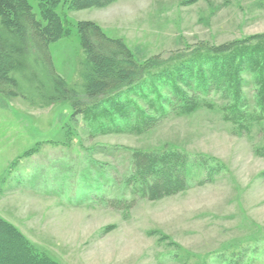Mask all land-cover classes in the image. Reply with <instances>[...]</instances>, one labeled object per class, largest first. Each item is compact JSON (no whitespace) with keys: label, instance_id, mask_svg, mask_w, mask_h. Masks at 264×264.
Listing matches in <instances>:
<instances>
[{"label":"rangeland","instance_id":"obj_1","mask_svg":"<svg viewBox=\"0 0 264 264\" xmlns=\"http://www.w3.org/2000/svg\"><path fill=\"white\" fill-rule=\"evenodd\" d=\"M27 1L39 19L37 3ZM57 13L69 33L48 50L55 72L75 88L83 59L78 22L91 21L121 40L139 63L264 34V0H118L76 12L62 3ZM153 88L167 95V86ZM258 90L247 81L236 113L221 109L234 110L235 102L212 93V108L170 114L139 136L91 135L81 120L68 141L67 105L48 104L40 93L29 92L28 100L0 95V218L58 264H228L236 257L240 264H264V110ZM96 147L121 150L110 158ZM122 149L204 160L212 167L210 179L202 185L191 179L178 196L111 210L100 198L117 192L115 181L128 159Z\"/></svg>","mask_w":264,"mask_h":264},{"label":"trees","instance_id":"obj_2","mask_svg":"<svg viewBox=\"0 0 264 264\" xmlns=\"http://www.w3.org/2000/svg\"><path fill=\"white\" fill-rule=\"evenodd\" d=\"M34 1L39 19L27 0H0V95L28 100L29 92L40 93L48 104L67 105L70 114L63 126L66 141L81 120L91 126V135L139 136L170 114L212 108L207 103L212 93L228 99V104L235 102L234 110L233 105L221 109L236 113L247 81L259 87L258 103L264 110V34L218 46L199 44L185 53L166 59L152 56L139 63L121 40L107 37L91 21L78 22L83 59L79 64L80 82L75 88L55 72L48 50L49 45L69 33L57 9L62 3L73 12L102 9L118 0ZM155 85L167 86V95L157 94ZM134 100L145 108H139ZM120 150L95 148L96 153L110 158ZM35 151L30 149L24 155ZM122 151L128 159L125 174L115 181L117 192L110 198L104 194L100 198L114 211H129L141 200L156 202L178 196L189 189L191 179H197V185L210 179L212 167L204 160L192 162L174 151ZM0 256L1 264H58L2 218ZM14 256L19 260L14 262ZM240 260L236 257L228 264H240Z\"/></svg>","mask_w":264,"mask_h":264}]
</instances>
